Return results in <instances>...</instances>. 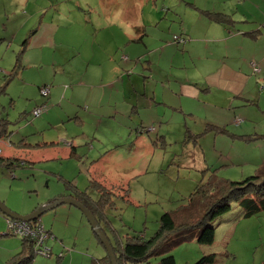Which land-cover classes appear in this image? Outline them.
<instances>
[{"label":"rangeland","instance_id":"obj_1","mask_svg":"<svg viewBox=\"0 0 264 264\" xmlns=\"http://www.w3.org/2000/svg\"><path fill=\"white\" fill-rule=\"evenodd\" d=\"M20 1L23 0H0V22H5L6 18L14 13V21L10 24L12 30H14L15 23L24 19V12H26ZM194 1L207 8L218 9L220 7V0ZM255 1L257 6L253 11L252 7ZM48 2L51 1L32 0V3L42 5V7ZM132 2H139V0H129V9ZM12 5H17L15 10H10ZM72 5L73 0H64L63 13H67L68 8L70 9ZM187 7L184 0H142L141 19L152 17L143 26L146 31L143 43L133 40V37L139 35V10L137 11L138 17L134 20H131V16L128 15L127 27L125 30L122 28L121 35L116 34L113 29L101 26L88 27L87 44L89 45L90 40L98 36L111 47V50L109 53L108 49H95V57L86 61L83 66L90 73L100 72L103 68L107 70L117 68V74L109 77L105 85L114 84L117 78L119 81L118 92L115 94L112 90L111 93L118 97L122 91H126L128 86H140L139 72L147 59L159 60L164 70L163 75L167 77L169 71L180 61L178 53L173 52L172 48L175 47L174 45L180 47L187 41L184 35H180L185 31V26L189 25L187 14L183 17L177 14V11ZM38 11L40 13V9ZM45 11L48 12V18L53 10L46 6ZM232 16L242 23L237 27L239 29L245 30L252 27V29L262 28L264 30V0H251L249 4L248 1H245ZM245 19L249 24H243ZM56 20L58 22L59 17ZM31 23L37 25L38 17L33 18ZM64 33L63 44L54 50L55 54L61 59L66 58L67 71L78 69L82 65L76 67L75 64H72V60L77 55L71 59L68 57L72 49L68 36L74 33V28H65ZM176 36L184 37L185 42L183 44L182 42L176 43L174 40ZM22 39L20 42L23 41ZM5 40L6 44L0 47V51L9 49L11 56H15L17 51L19 54L21 50L23 51L17 41L13 46L10 38H5ZM55 41L58 44L57 37H55ZM245 42L249 43L248 40ZM178 52L180 53V49ZM43 54L52 55V50L44 49ZM20 55L22 56L23 53ZM103 55L106 58L107 55L111 57V61L105 65L102 61ZM11 63L10 69H13L14 59ZM191 63L192 71L199 70L194 62ZM70 66H73L74 69H71ZM42 68L45 74L31 68L23 70L22 67L11 79L0 76V120L4 119L5 122V136L0 140V149L2 150L0 155L5 157L20 156L18 158L26 159L24 166L13 169H6L0 161V202L4 206L18 215L30 214L48 201L59 199L68 193L67 181L76 184L82 191H87L86 187L89 181L87 168L92 162L94 164L92 171L97 173L100 180L105 181L102 182L104 187L109 188L112 183L123 185L120 188L123 192L115 189L114 193L109 195L110 199L107 202L111 200L112 204L108 205L109 209L105 215L110 221L112 230L115 231L117 241L124 242L127 235L141 234L145 238L152 237L160 228L161 216L164 213H170L176 224L172 231L165 230L157 242L158 256L149 258L147 263L139 264H159L160 259L167 255H172L177 264H194L201 256L210 253L215 254L213 264H242V261H234L232 251L239 245H245L252 235H256L258 231L256 227L264 228L263 217H260L261 225L255 217L252 221L254 225L249 221H241L236 236L225 244L224 249L228 251L217 253L209 248L210 245L199 244L195 238L189 237L197 234V227L189 228L187 223H182L186 221L184 218L186 215L195 216L199 210L197 206H194L188 211L186 209L181 212L190 200L192 203L197 202L196 198L190 199L193 197L195 185L200 183L201 179L205 180L210 173V169L199 172L191 164L186 163L187 159L191 160L190 163L199 160L198 147H194L192 142H188V145L182 144L181 139L174 141L175 133L166 138L165 144L154 145L151 139H154L159 134L158 132L140 135L136 129L126 132L119 141L120 132L114 124V117L103 115L102 104L99 103L89 110H84L79 106L65 103L63 98L56 102L49 96L43 98L38 89L44 84L49 86L50 83L47 84L45 80L47 77L51 78L55 69ZM248 73L255 77L258 75L253 73L252 69ZM257 79L264 86V73L258 75ZM6 81L7 86L2 88ZM52 84V88L57 87L55 82L52 81ZM66 84L69 87L73 85L70 80H66ZM165 84H170L174 89L177 88L168 81ZM61 85L63 88L64 83ZM95 86L93 85V92ZM157 91H160V82ZM48 97L53 103L48 101ZM141 102L148 103L149 101L141 99ZM38 106L43 107V113L38 117H33L31 112ZM161 110L169 114L174 121L181 120V115L178 113H173L169 109ZM255 111L257 112V110ZM24 116L26 117L24 118ZM75 116L82 119L83 124H79ZM258 116L259 119L262 118L260 111ZM150 124L151 122L146 126H152ZM202 127L203 123L200 121L189 120L188 129L192 133H200ZM134 136H139V150L134 146L126 145V142ZM203 136H205L202 137L203 139L201 138L203 143L213 142V135L205 134ZM120 143L122 145L115 149L114 147ZM69 146H74L76 153L83 157H69L71 148L65 152L66 156H64L63 149ZM112 148L115 151L106 153V150ZM205 150L213 156L209 160L214 163L220 161L216 166L218 170L215 171L217 178L240 181L252 174L255 160H262L264 141L245 143L236 140L234 145L233 140L231 143L226 138L224 146L220 150L223 157L227 156L228 162L220 160V156L216 158L217 152L212 148ZM88 192L93 199L98 196L95 190L89 188ZM235 205L236 203H232L231 210L236 208ZM231 210L223 216L234 221L239 213L231 214ZM39 218L43 227L46 230L50 229L52 237L56 238L48 241L51 247L50 257L36 255L33 258V264H63L71 253H75L78 258L85 256L89 262L93 256L96 258L106 256V251L95 238L90 224L77 207L65 203L43 212ZM218 221L219 218H215L210 224L216 226ZM84 228L89 230L88 234L93 239L91 248L85 245L83 238L75 235L76 231H82ZM0 232V235L6 232L2 214H0ZM220 232L221 230L218 233L217 244L222 237ZM109 237L114 238L110 235ZM181 237L188 238L176 243L175 239ZM0 238L11 244H13V240L20 243L10 235L0 236ZM217 246L219 247V245ZM56 247L59 252H55ZM250 260L251 257H246L244 262ZM75 264L80 263L76 262Z\"/></svg>","mask_w":264,"mask_h":264},{"label":"crops","instance_id":"obj_2","mask_svg":"<svg viewBox=\"0 0 264 264\" xmlns=\"http://www.w3.org/2000/svg\"><path fill=\"white\" fill-rule=\"evenodd\" d=\"M45 1L51 2L46 3L42 7V5L32 3V0L20 1L26 9L23 16L24 19L19 23H15L13 26L14 30L10 28V24L14 21V13L8 16L5 22H0V47L6 44L5 38H10L13 46L16 41L20 46L22 42L20 40L29 37L26 51L23 58L19 59L18 67L20 69L23 67V70L31 68L43 74H45V71H43L42 67L55 69L51 78L47 77L45 80L47 84L50 83L51 92L49 91L48 96L54 102L63 98L65 103L79 106L84 110H89L99 103L102 104L103 115L114 117V124L119 128L120 132L119 141L126 132H132L136 127L146 126L150 122V125L155 127V132L162 135V144L166 143V138L172 133H175L173 140L179 141L181 139L182 144L187 141L189 135L201 134L198 144L188 141L192 142L194 147L199 148V160H194L192 163H190L191 160L187 159L186 161L199 172L218 168L216 166L220 162L214 163L209 160L213 156L205 150L206 148H212L213 151L217 152L216 158L220 156V160L229 161L227 156L223 157L220 150L223 148L226 138L231 143L233 140L234 145L236 140L245 143L264 141V138L261 137L264 136V86L257 79L258 75L264 73V30L262 28L252 29V27L245 30L239 29L237 27L242 25V23L232 16L245 1H248L249 4L251 0H220L218 9L200 6L194 0H184L188 7L177 11V14L180 17L187 14L189 25H186L185 31L180 33V35H184L187 38V41L185 44L182 43L183 45H180V47L174 45L175 47L172 48L173 52L178 53L179 63L165 77L159 60L147 59L139 72L140 86H128L126 91H122L119 97L111 93L112 90L115 94L118 92L117 85L119 81L117 78L114 83L116 86L114 84L105 85L109 77L117 74V68H109L108 70L103 68L100 72L90 73L83 66L86 61L95 57V49H108L109 53L111 50V47L106 45L98 36L90 40L88 45V27L101 26L113 29L116 34L121 35L122 28L125 30L127 27L128 15L131 16V20H134L138 17L137 11L139 10V35L133 37V40L143 43V38L146 35L143 26L152 17L148 16L141 19L140 8L142 0L132 2L130 9L129 0H73V5L70 9L68 8L67 13H63L62 5L64 0ZM46 6L53 10L48 18V12L45 11ZM256 6L255 1L252 7L253 11L256 10ZM16 7L17 5H12L10 10H15ZM39 9L40 13H38ZM204 12L227 15L231 22H217L206 16ZM36 17H38L37 25L36 23H31V20ZM57 17H59L58 22L56 20ZM243 24H249L247 19L243 21ZM72 27L74 28V33L68 36L72 49L68 57L71 59L77 55L72 60V64H75L76 67L82 66L78 69L67 71L66 58H59L54 50L63 44L65 28L69 29ZM33 29L35 30L32 32ZM55 37L58 38V44H56ZM181 39L183 42L186 40L184 37H181ZM246 40L250 44L246 43ZM44 49L52 50V55H44ZM178 49H180V53ZM10 52L9 49L0 51V76L11 74L13 70L12 68L10 69L11 62L14 59L15 63L17 52L15 56H11ZM102 59L104 65L111 61V57L108 55L107 58L103 55ZM191 62H194L199 67V70L192 71ZM252 64H255L259 71H254ZM12 67H14V64ZM70 68L74 69L73 66H70ZM251 69L253 73L258 74L257 77L248 73ZM66 80H70L73 85L69 87L66 84ZM52 81L57 84V87L52 88ZM166 81L173 83L177 88L174 89L170 84L166 85ZM159 82L160 91L158 92L157 86ZM61 83H64L63 88ZM93 85H96L94 92ZM64 89L67 90L65 91ZM49 97L48 101L50 102ZM141 99L149 102H141ZM81 106L84 107L82 108ZM161 109H169L173 113H178L181 115V120L174 121L169 114ZM259 111L262 116L260 119L258 116ZM75 117L79 124H83L82 119ZM189 120L203 123L202 131L200 133H192L188 129ZM173 125H175V128H173ZM207 125L225 127L230 134L215 133L213 131L205 133ZM205 134L213 135L212 143H203L201 141ZM188 142H186V145H188ZM121 145L120 143L114 148L117 149ZM126 145L134 146L139 150V137L134 136L129 139ZM69 148H71L69 157H83L76 153L74 146L63 149V155ZM115 149L106 150V153L115 151ZM220 164L222 165L223 163ZM263 164L264 154L262 160H255L252 166L255 168L252 173ZM93 167L94 164H91L87 168L89 174L87 177L96 178L101 183L105 182L99 179L95 171H92ZM115 184L117 183H112L111 185ZM74 189L80 190L82 193L85 192L79 189L76 184H72V187H67L68 193L62 195L61 198H71L70 194L76 192L71 191ZM55 200L48 201L46 204H50ZM235 207L231 210V214L236 212L239 214L234 221L224 218L223 215L219 217L213 242L216 244H212L209 247L213 252L228 251L224 249L225 244L236 236V231L241 221H249V223L254 225L252 221L255 217L261 225L260 217L264 218V210L258 214L243 217L242 207L238 204ZM79 220L82 223L81 218ZM256 228L258 229L256 235H252V238L247 240L245 245H239L232 251V257L235 262L264 264V228ZM48 230L50 231V229ZM220 230L222 237L217 244ZM88 231L87 228H84L82 231H76L75 235L81 239L83 238L85 245L91 248L93 239L88 234ZM12 243L0 238V264H3L5 260L18 251V242L16 243L13 240ZM47 245L49 246V243ZM54 250L59 252L57 247ZM246 257H251V260L244 262ZM76 262L92 264L85 256H79L78 258L75 253H71L63 264H75Z\"/></svg>","mask_w":264,"mask_h":264},{"label":"trees","instance_id":"obj_3","mask_svg":"<svg viewBox=\"0 0 264 264\" xmlns=\"http://www.w3.org/2000/svg\"><path fill=\"white\" fill-rule=\"evenodd\" d=\"M204 14L217 22H229V23L231 22V20L227 15L221 13L204 12ZM34 30L35 29H33L32 32ZM28 40L29 37L25 38L21 42L20 46L23 48V51L21 50L20 54L23 53L24 55ZM174 40L176 42L183 43V41H181L177 37H175ZM20 54L17 51L13 70L11 71V74L4 75L3 76L4 78L11 79L12 77L17 75V72L19 71V67H18L19 59L21 60V58H23V55L21 56ZM7 84L8 83L6 81L5 85L2 88L6 87ZM25 117L26 116H24V118ZM4 128H5V122L4 119H1L0 140H2L1 138L5 136ZM136 131L140 135L141 134L147 135L149 133H155V127L139 126L136 127ZM211 131L215 133L230 134V132L225 127H216L212 125H207L206 130L204 132L207 133ZM200 135L201 134L189 135L187 137L188 139L186 142L192 141L194 144H198ZM261 137L264 138V136ZM151 142L154 145L161 143L162 135L157 134L154 139H151ZM186 142H184V144H186ZM1 153L2 150L0 149V154ZM18 157L20 156L5 157L0 155V161L4 164L6 169H13L16 167L24 166L26 159L24 160ZM91 164L92 162L88 165V167ZM217 170L218 168L212 169L211 171L209 170L210 173L207 175V178L205 180L201 179L199 181L200 183L195 185V190L193 191L192 194L193 197H191L190 199L196 198L197 202L192 203V200H190L188 205H186L181 211L184 212L186 209L188 211L189 209H192L194 206H197L199 208L195 216L186 215V217H184L186 218V221H183L182 223H187L189 228L197 227L196 228L197 234L191 235L189 237L195 238L197 243L203 245L213 244L215 240L216 226H213L210 223L215 218H219L220 216L228 213L231 210L232 203H236L242 207L243 217H248L254 214H258L264 210V164L261 165L254 173L244 177L240 181L231 180L227 178H220V177L217 178V175L215 174V171ZM88 179L89 181H88L87 189L90 188L92 190H95V192H97L98 196L96 197V199L92 198L89 192H87L88 190L85 192L83 191L84 193H82L80 192V190L78 191L74 189L71 191H76V192L71 193L70 196L71 198L77 200L85 207H87L91 211V213L95 216L99 227L104 232L105 236L110 242L117 264H128V263L139 264L141 262L147 263L149 258L153 256H158L159 247L157 245V242L159 241L165 230L172 231L176 225L175 222L172 220L171 214L170 213L162 214L160 228L158 229V231H156V233L152 237L145 238L144 235L141 234L131 235V236L127 235L125 238L126 240L124 242L123 241L119 242L116 240L115 231L112 230L110 221L108 217H106L105 215L107 209H109L108 205L112 204L111 200L110 202H107V200L110 199L109 195L114 193L115 189L117 191L123 192L122 190H120V188L123 185H111L110 188H106L96 178L89 177ZM66 186L72 187V183L68 181L66 183ZM126 190H129V188H126ZM0 214H2V216L4 217V223L6 225V232L1 235L4 236L10 235L15 237L18 241H20V243L18 242V246H19L18 251L14 253L10 258L5 260L3 264H32L33 258L36 255L45 258L50 257L51 255L50 247L47 245V243L49 240H54L55 237H52V233L49 230H46L43 227L45 231H47V233L49 234V238H47L44 242L45 246L49 249V252L47 256H43L39 253H36L35 240L31 239V237L8 234L7 219H14V218L7 217L1 211ZM30 221H34V220H30ZM109 235L113 236L114 238L111 239ZM95 238L98 240L96 235ZM187 238L184 237L176 238L175 242L178 243L182 239H187ZM214 258H215L214 253L205 254L201 256L198 260H196L194 264H213ZM90 261L92 264H111L107 255L101 258H96L95 256H93L91 257ZM159 264H177V263L172 255H167L160 259Z\"/></svg>","mask_w":264,"mask_h":264},{"label":"water","instance_id":"obj_4","mask_svg":"<svg viewBox=\"0 0 264 264\" xmlns=\"http://www.w3.org/2000/svg\"><path fill=\"white\" fill-rule=\"evenodd\" d=\"M64 203L71 204L77 207L84 214L85 218L87 219L88 223L90 224L93 230V233L97 236L99 242L103 245L106 251V255L108 256L111 264H117L110 242L105 236L104 232L99 227L95 216L91 213V211L87 207H85L83 204H81L80 202H78L73 198L65 197V198L56 199L51 204L41 205L38 209L34 210L33 212L27 215H18L16 213H13L6 206H4L2 202H0V211L3 214H5L7 217L14 218L17 220L30 221L39 218L40 215L43 214V212L53 209L58 205Z\"/></svg>","mask_w":264,"mask_h":264},{"label":"built area","instance_id":"obj_5","mask_svg":"<svg viewBox=\"0 0 264 264\" xmlns=\"http://www.w3.org/2000/svg\"><path fill=\"white\" fill-rule=\"evenodd\" d=\"M181 41L182 39L179 38ZM254 71H259V68L252 64ZM50 91L48 85H44L39 89V92L43 98L47 97ZM43 112V107H36L32 111V115L37 117ZM7 232L11 235H19L24 237H31L35 240V251L43 256H47L49 249L45 246L44 242L49 238V234L43 228L40 218L34 221H23L17 219H7Z\"/></svg>","mask_w":264,"mask_h":264}]
</instances>
